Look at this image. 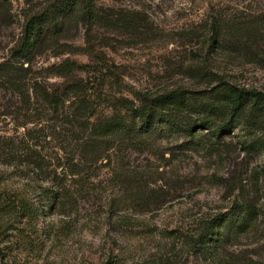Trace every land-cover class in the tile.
Returning a JSON list of instances; mask_svg holds the SVG:
<instances>
[{
	"label": "rangeland",
	"instance_id": "rangeland-1",
	"mask_svg": "<svg viewBox=\"0 0 264 264\" xmlns=\"http://www.w3.org/2000/svg\"><path fill=\"white\" fill-rule=\"evenodd\" d=\"M85 5L91 20L82 14ZM210 10L257 20L264 18V0H0V61L24 21L36 15L43 36L38 63L121 67V83L105 86L94 100L114 114L122 97L137 90L202 87L184 73L195 46L182 35ZM251 50H264V40ZM209 57L237 84L264 90V65L238 55ZM10 101L0 88V113ZM203 105L185 99L176 107L178 120L189 122ZM26 127L45 132L43 124ZM231 129L221 145L200 131L187 137L175 124H155L132 140L109 136L99 143L108 160L93 165L89 189L70 193L51 210L37 206L25 180L0 160V264H264V128L249 131L237 121ZM20 130L0 114L1 134ZM16 199L29 200L31 209ZM234 203L251 211L239 228L230 215ZM214 217L226 218L215 240L194 244L202 220Z\"/></svg>",
	"mask_w": 264,
	"mask_h": 264
},
{
	"label": "trees",
	"instance_id": "trees-1",
	"mask_svg": "<svg viewBox=\"0 0 264 264\" xmlns=\"http://www.w3.org/2000/svg\"><path fill=\"white\" fill-rule=\"evenodd\" d=\"M82 10L86 20L95 16L88 14L86 5ZM262 24L264 18L243 19L208 11L182 35L195 46L184 73L202 87H175L159 92L137 90L130 99L122 97V109L120 106L112 114L102 112L110 106L99 105L94 100L104 95L105 86L121 83V67L109 64L100 69L93 61L83 64L63 61L48 66L38 63L36 58L43 56L40 51L43 36L39 17L29 16L14 45L8 49L7 59L0 61V88L8 92L11 100L0 114L10 116L21 128L13 135L0 133V160L25 180L38 200L37 206L51 210L59 208L62 198L70 193L89 189L93 165L108 160L107 149H100L99 143L114 134L132 140L149 134L155 124L165 128L175 124L187 137L200 131L221 145L232 132L234 122L241 121L249 131L264 128V90L237 84L226 71L213 68L209 57L221 53L233 60L238 55L245 62L253 60L264 65V50H251L259 40H264V27L261 34L258 28ZM185 99H201L207 107L203 105L189 122L179 121L176 107L183 105ZM175 115L177 123L173 120ZM28 123L43 124L45 132L41 127L27 128ZM256 138L251 144H255ZM261 142L264 149V141ZM136 143H140L139 139ZM43 144L48 146L45 148ZM50 147L51 155L47 153ZM239 192L243 194V188L239 187ZM16 200L21 209H31L29 200L25 203ZM241 205L234 203L230 208L232 222L238 228L249 222L251 216L250 209ZM225 220L222 217L202 220L193 243L210 246Z\"/></svg>",
	"mask_w": 264,
	"mask_h": 264
}]
</instances>
